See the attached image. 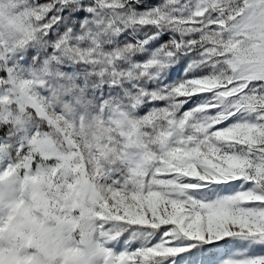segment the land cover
Masks as SVG:
<instances>
[{
	"label": "snow or ice",
	"instance_id": "1",
	"mask_svg": "<svg viewBox=\"0 0 264 264\" xmlns=\"http://www.w3.org/2000/svg\"><path fill=\"white\" fill-rule=\"evenodd\" d=\"M21 75L112 119L79 217L0 177V264H264V0H0V95Z\"/></svg>",
	"mask_w": 264,
	"mask_h": 264
},
{
	"label": "rangeland",
	"instance_id": "2",
	"mask_svg": "<svg viewBox=\"0 0 264 264\" xmlns=\"http://www.w3.org/2000/svg\"><path fill=\"white\" fill-rule=\"evenodd\" d=\"M30 79L15 77L13 86L0 95V111L12 119L14 131L5 141L0 177L15 171V202L32 207L33 215L51 227L54 221L46 212L71 221L81 215L80 205L89 203L98 191L101 181L94 150L108 137L112 118L100 108V101L88 107L33 108L27 99ZM21 103L26 104L22 115ZM8 215L9 211L3 212L4 225Z\"/></svg>",
	"mask_w": 264,
	"mask_h": 264
}]
</instances>
